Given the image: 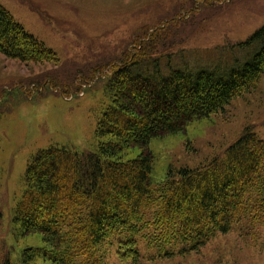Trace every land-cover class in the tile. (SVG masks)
Listing matches in <instances>:
<instances>
[{"label": "rangeland", "instance_id": "rangeland-1", "mask_svg": "<svg viewBox=\"0 0 264 264\" xmlns=\"http://www.w3.org/2000/svg\"><path fill=\"white\" fill-rule=\"evenodd\" d=\"M0 4L55 54L53 61L30 62L0 52V253L18 263L23 249L37 248L32 264H57L41 234L25 233L14 216L33 155L51 145L93 150L108 139L95 131L113 99L111 65L119 58L148 49L138 70L144 67L143 82L152 86L158 75L165 77L172 69L194 72L244 62L253 46L239 43L264 24V0H0ZM150 32L155 39L141 38ZM245 129L264 139V74L254 89L220 113L193 121L173 135L163 132L152 138L143 147L153 159L151 181H161L169 168L199 167L220 157ZM129 146H123L119 158L141 152ZM134 244L140 252L134 264H264V228L250 231L243 222L216 234L196 252L179 254L177 246L168 245L174 254L157 255L141 237ZM103 247L110 261L132 264L119 261L117 251L122 248L115 239Z\"/></svg>", "mask_w": 264, "mask_h": 264}, {"label": "trees", "instance_id": "trees-1", "mask_svg": "<svg viewBox=\"0 0 264 264\" xmlns=\"http://www.w3.org/2000/svg\"><path fill=\"white\" fill-rule=\"evenodd\" d=\"M141 38L153 40L155 34ZM239 45L253 46L244 62L194 72L172 69L153 86L143 82L144 67L138 70L148 49L119 58L111 65L113 99L95 131L108 139L93 150L51 145L33 155L14 216L25 233L41 234L55 263L117 264L103 247L113 239L122 248L119 261L134 264L140 256L136 237L157 255L170 256L175 251L168 245L179 254L196 252L240 222L250 231L264 228V139L254 131L245 129L205 165L169 168L156 183L150 179L152 156L143 153L152 138L220 113L256 87L264 74V24ZM0 52L22 61L55 60L1 4ZM129 145L141 152L119 158ZM38 251L23 249L18 263L0 253V264H32Z\"/></svg>", "mask_w": 264, "mask_h": 264}]
</instances>
